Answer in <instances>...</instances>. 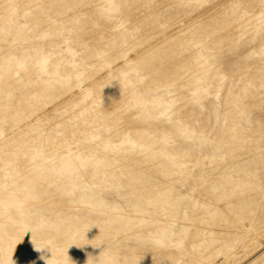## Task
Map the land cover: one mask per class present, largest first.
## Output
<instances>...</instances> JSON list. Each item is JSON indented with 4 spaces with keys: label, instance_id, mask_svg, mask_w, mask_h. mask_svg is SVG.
<instances>
[{
    "label": "rangeland",
    "instance_id": "rangeland-1",
    "mask_svg": "<svg viewBox=\"0 0 264 264\" xmlns=\"http://www.w3.org/2000/svg\"><path fill=\"white\" fill-rule=\"evenodd\" d=\"M0 264H264V0H0Z\"/></svg>",
    "mask_w": 264,
    "mask_h": 264
}]
</instances>
